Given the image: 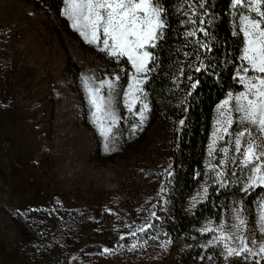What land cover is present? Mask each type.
Listing matches in <instances>:
<instances>
[{"label":"rangeland","instance_id":"obj_1","mask_svg":"<svg viewBox=\"0 0 264 264\" xmlns=\"http://www.w3.org/2000/svg\"><path fill=\"white\" fill-rule=\"evenodd\" d=\"M63 7L55 14L42 0H0V264H243L239 258L225 261L222 245H209L217 233L201 229L224 225L235 231L234 212L242 202L248 234L264 240L256 223L262 193L253 211L244 198H234L219 217H206L179 235L171 230L179 223V211L192 215L213 186H242L249 175L238 163L229 164L227 186L219 187L210 167L224 158L219 149L230 147L227 137L213 144L220 106L229 92L236 95L243 86L229 90L214 106L202 177L184 199L172 180L169 124L156 125L140 140L150 112L133 132L141 108L137 103L130 111L125 103L133 68L129 63L126 70L123 58L117 60L87 43L62 14ZM234 11V25L243 34L240 15L255 18V13ZM242 66L248 65L241 61L235 76ZM114 75L121 77L118 86L102 94L120 119L106 151L83 78L94 77L93 83H98ZM144 102L149 104L148 96ZM224 111L227 114V107ZM239 130L233 124L229 131ZM205 185L207 198L201 195L194 201ZM146 221L154 226L139 232ZM104 248L111 253L101 255Z\"/></svg>","mask_w":264,"mask_h":264},{"label":"snow or ice","instance_id":"obj_2","mask_svg":"<svg viewBox=\"0 0 264 264\" xmlns=\"http://www.w3.org/2000/svg\"><path fill=\"white\" fill-rule=\"evenodd\" d=\"M63 3L62 14L87 43L96 45L101 52L117 60L126 58L133 68L132 83L129 84L128 91L125 93V103L128 104L130 111L137 103L141 105L137 113L140 123L133 125V132L141 128L147 120L146 113L151 111L149 104L144 102L147 99L144 85L149 81L150 74L160 67L159 57L155 55V50L165 40L166 32L171 27L170 15H183L184 19L180 21L181 26L185 27L183 36L186 41L190 42L193 49L191 52H182L185 61L180 63L173 82L179 87V84L186 78L189 82L187 95L191 96L192 91L196 90L201 83L199 78H193L191 72L216 74L215 67L218 65H212L210 61L205 62L208 60L207 54L212 51L208 42L212 34L206 27L214 19V17L210 18L209 0H182L173 13L169 12L163 0H63ZM231 4L233 10L244 8L250 13H255V18L250 15L239 17L245 39V47L240 59L248 66L237 69L236 77L244 91L236 95L229 92L228 98L220 106L221 114L216 121L218 129L213 133V144L217 139L227 137L225 143L230 147L219 149L224 158L210 167L216 173L217 185L226 187L225 180L229 176L228 165L238 163L241 171L246 169L249 173L241 186V190L247 194L254 188L264 187V0H231ZM185 7L188 11H184ZM201 34L206 38L204 41L200 39ZM192 57H195L194 61ZM185 64L190 70L187 76ZM249 73L253 74L249 75ZM120 79L119 75H114L93 83L94 77L83 78L94 109L91 114L99 127L100 134L105 139L106 151L110 150L109 137L113 134V127L120 118L116 116L114 109L109 107L102 93L106 88L111 94L118 86ZM233 100L235 105L230 106ZM226 107L227 114L224 111ZM234 114H238V119H234ZM179 123L183 125L184 121L181 120ZM233 124L240 126V130L230 132ZM230 151L234 152V155H229ZM209 154L211 155V151ZM166 171L169 176L172 175L171 171ZM231 175L236 176L237 174L232 172ZM228 182L231 183L230 180ZM208 187L205 185L202 194L198 193L193 200H197L201 195L207 198ZM160 191L163 193L165 189L161 187ZM260 208L262 211L256 223L260 225V232L264 233V202L260 203ZM242 212L241 202V207L234 212L235 223L231 225L235 231H228L224 225H219L205 226L201 232L217 233L213 241H209V245L213 243L215 246L222 245L221 255L225 261L230 258H239L243 264H264V240L258 242L251 234H248V221L241 218ZM155 216L156 213L151 212V217ZM209 224L212 222L210 221ZM153 226L146 221L138 228V231L146 232L147 228ZM126 227L130 228L131 225H126ZM136 234V232L128 233L133 237ZM120 239H125V236L121 235ZM167 243L166 241L165 245ZM136 247V244L132 245V248ZM111 251L109 248H104L101 255L110 254ZM201 259L203 260L204 257ZM207 259L212 260L213 258L207 257Z\"/></svg>","mask_w":264,"mask_h":264},{"label":"trees","instance_id":"obj_3","mask_svg":"<svg viewBox=\"0 0 264 264\" xmlns=\"http://www.w3.org/2000/svg\"><path fill=\"white\" fill-rule=\"evenodd\" d=\"M42 1L52 8L55 14H59L63 0ZM163 2L169 12L173 13L182 0H163ZM209 5L210 18L214 17V19L206 27L212 34L208 38L212 51L207 54L208 60L205 62L210 61L212 65H218L215 67L216 74L191 72L194 79L199 78L201 81L198 88L192 91L191 96L187 95L189 82L186 78L179 87L173 82L180 63L185 61L182 52H191L193 49L183 36L185 27L180 24L184 19L183 15H170L171 27L166 32L165 40L155 50L160 67L150 74V79L144 86L151 111L140 140L144 139L148 131L156 125L162 122L169 124L172 136L171 147H173L169 149L173 169L172 180L184 199L193 192L202 177L214 106L229 90L241 88V83L235 76V68L241 62L244 36L234 25L235 16L231 0H209ZM184 11L188 9L185 7ZM200 39L204 41L206 38L201 34ZM192 60L194 61L195 57H192ZM121 62L125 64L126 70L130 69L126 58ZM189 71L185 64L186 76ZM126 78L127 76L124 77V82ZM181 120L184 121L183 125L179 123ZM217 189V186L211 188L206 201L201 203L192 215H184L179 211V223L171 230L179 235L190 226L196 227L206 217H219L230 207L234 198H244L250 206V211H253L254 201L261 193L264 194V187L245 194L241 190V184ZM253 217L252 213L251 220Z\"/></svg>","mask_w":264,"mask_h":264}]
</instances>
